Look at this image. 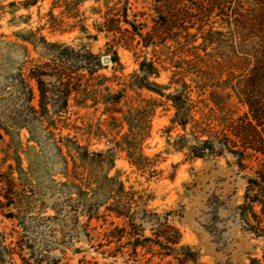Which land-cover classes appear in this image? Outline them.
<instances>
[{
	"label": "rangeland",
	"instance_id": "374dc122",
	"mask_svg": "<svg viewBox=\"0 0 264 264\" xmlns=\"http://www.w3.org/2000/svg\"><path fill=\"white\" fill-rule=\"evenodd\" d=\"M124 19L166 43H118ZM257 22L264 0H0V264H76L84 232L129 224L179 229L189 259L154 264H264V156L239 128Z\"/></svg>",
	"mask_w": 264,
	"mask_h": 264
},
{
	"label": "trees",
	"instance_id": "16d2710c",
	"mask_svg": "<svg viewBox=\"0 0 264 264\" xmlns=\"http://www.w3.org/2000/svg\"><path fill=\"white\" fill-rule=\"evenodd\" d=\"M157 2H161V0H157ZM233 9L234 8L230 6V10L235 16L234 25L240 27L242 30L243 20L241 19L240 15L236 13L235 10L233 11ZM258 11L260 12L259 8ZM252 12H255L254 9H252ZM159 14H162V12H159ZM165 18L166 17H161L163 23L165 21ZM117 20L118 19L110 18L107 20V23L117 22ZM123 21L130 28H124L126 36H123L124 38L121 37L118 43L121 41L126 42L132 40V35L135 34H138L140 36L138 44H142V46L144 47L151 45L162 46L166 43V39L163 37V35H161V29L157 30L156 28H153L143 35L142 33H139L137 31V27L135 24L131 23L130 21H127L126 19H124ZM162 22L157 25V28L160 27V24H162ZM251 25V29H256L258 32H260L264 27V22H257ZM109 27L110 25L107 26V31H113L114 28L119 30V26L113 28ZM182 29H186L185 26L184 28L182 26ZM245 40L246 39L244 36L239 39V48H243V42ZM122 44L124 45V43ZM173 44L175 45L176 50L178 52H186V54L188 53L189 55L196 54L195 50L198 49V45H194V41L192 38H185L180 41L175 40ZM258 46L260 49L262 48L263 51L264 39H260L258 41ZM114 53H116V51H114ZM250 54L252 57H249ZM242 55H247L249 57V60L251 62L249 63V68L247 70H249L250 73L255 75V78L256 75L264 73L263 52L255 54L254 51H251V53L244 52L242 53ZM196 57H198L197 54L195 55L194 59ZM246 57L243 56L242 58L245 59ZM188 62L190 63V61ZM32 77L36 80V84L40 92V97L42 98L43 81L35 75H32ZM255 78L254 80H250L254 81L251 83L248 79H245L243 85H241L239 88L241 94H243V96L245 97L244 102L248 106V112L245 116L247 120L245 123L240 125L239 128L241 129L240 132H243L244 130L247 131L246 136L242 137L245 139V151L247 148H249L253 153H259L264 156V134L260 129H257V127H261L264 131V103H262L259 99L252 100L253 95L249 93L251 89L258 87V81L255 80ZM248 86H250L251 89L248 88ZM67 90L69 91L70 89ZM245 151L243 148L242 154H244ZM250 180L252 182L253 179H249V181ZM162 227L164 228L160 231L153 232L150 235H145L141 229L133 227L130 224L125 226L114 225L112 227L104 229L102 232H98L95 235H92L89 232H84V236L86 237L87 241L91 243V241L95 238L98 239V243L96 245H93L91 243V254H88L87 251H82V249H75V253L83 252L82 255L77 258L76 264H154V257L162 259L166 256H173V258H175L178 263L186 262L189 259L190 252L186 251L185 253H182L181 257L178 250L183 249V247H175V245H177L181 239V233L179 229L168 224H163ZM51 264H58V259H52Z\"/></svg>",
	"mask_w": 264,
	"mask_h": 264
},
{
	"label": "water",
	"instance_id": "95a60500",
	"mask_svg": "<svg viewBox=\"0 0 264 264\" xmlns=\"http://www.w3.org/2000/svg\"><path fill=\"white\" fill-rule=\"evenodd\" d=\"M103 61H104V62H108V61H109V58H108V57H104V58H103Z\"/></svg>",
	"mask_w": 264,
	"mask_h": 264
}]
</instances>
